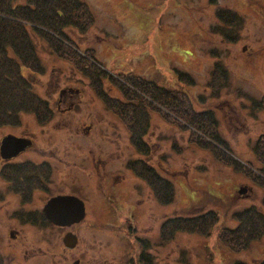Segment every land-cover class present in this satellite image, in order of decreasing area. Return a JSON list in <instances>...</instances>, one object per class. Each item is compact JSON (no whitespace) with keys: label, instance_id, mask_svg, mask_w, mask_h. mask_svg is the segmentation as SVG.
<instances>
[{"label":"rangeland","instance_id":"374dc122","mask_svg":"<svg viewBox=\"0 0 264 264\" xmlns=\"http://www.w3.org/2000/svg\"><path fill=\"white\" fill-rule=\"evenodd\" d=\"M80 1L88 7L92 26L80 35L83 39L71 29H65L70 39L80 47L85 44L93 48V56L106 72L142 75L159 87L162 84L167 90L178 91L179 98H182L181 92L186 94L194 111L197 107L213 111L219 136L227 142L229 150L212 146L215 145L212 141H206L210 144L207 146L216 148L223 159L229 158L233 162L232 152L237 160L257 166L252 147L264 134V111L254 108L252 103L264 97V0H257L254 4L246 0ZM12 4H23V0H12ZM221 5L242 16L244 26L235 44L224 42L214 29L219 24L214 16L215 10ZM75 20L80 22L78 15ZM36 53L45 72L34 76L22 71L30 90L40 99L48 100L52 107L58 97L55 93L64 86L76 89L79 96L59 104V111L50 109L48 124L39 126L30 114H22L17 127H0V137L12 135L28 140L30 145L19 152L14 162L45 161L52 174L55 172L59 176L56 190L71 192L85 202L88 213L85 221H91L90 216H93L95 221L109 224L106 249L110 250L106 252V264H137V248L141 249L142 245L135 237L149 241L145 251L152 257L153 264H263L264 237L250 242L246 249L236 253L221 241L220 237L225 236L223 230L218 233L219 227H235L234 212L252 205L264 212L263 192L249 181L248 174H254L250 172L251 167L240 164L246 177L241 173L242 168L235 169L233 164L220 161L219 156L214 157L199 149L194 139L189 138V131L181 132L175 127L174 116L169 119L165 113L168 121L162 122L158 113L151 112L144 137L151 157L141 159L147 160L156 173L174 186L173 202L167 206L158 205L147 191L146 184L133 178L125 167L126 161L134 157L125 125L111 110L107 112L88 81L80 74L78 76L69 65L49 54L43 44ZM217 64L227 70L229 84L215 98L210 97L206 83ZM187 74L193 83L185 81ZM124 83L128 84L127 81ZM105 87L109 95L120 99L107 83ZM186 127L189 128L188 124ZM160 138L165 141H159ZM105 143L106 172L112 174L115 171L126 177L121 184V192L126 196L117 195L116 204L120 209L117 216L107 199L106 208L98 204V198L92 193L95 181L82 172L90 168L89 156L101 154ZM116 143L121 145V150L115 147ZM0 193L4 197L0 200V221L4 222L0 223V236L5 231L0 248L4 251L2 254L8 253L3 257L4 264L9 260V264H51L50 259L56 262V258L51 257L56 256L53 248L56 231L51 226L35 229V238L23 242L32 245L33 249L28 248L22 254L18 250L8 251L11 247L5 242L9 239L7 221H12L13 209L5 205L12 195L3 190ZM123 202L129 203L131 208L122 213ZM205 210L214 211L219 219L214 221L215 228L209 235L180 230L159 245L158 230L168 221L167 217L186 219ZM123 223H131L133 232ZM79 234H84L83 229ZM245 234L242 232L243 236ZM100 237L101 232L96 233L92 241ZM11 242L15 243L14 240ZM96 264H102V261Z\"/></svg>","mask_w":264,"mask_h":264},{"label":"trees","instance_id":"16d2710c","mask_svg":"<svg viewBox=\"0 0 264 264\" xmlns=\"http://www.w3.org/2000/svg\"><path fill=\"white\" fill-rule=\"evenodd\" d=\"M246 1L254 4L257 0ZM77 15L80 22L75 20ZM214 16L219 23L214 29L221 34L222 40L226 43L235 44L239 40V35L244 26L242 16L222 5L216 8ZM91 19L87 5L80 0H23V4L20 5L12 4V0H0V127H17L22 114H30L39 126L48 124L52 113L50 109L53 111L55 105L52 107L47 100L36 96L30 90L26 75L22 73V71H25L27 75L37 76L45 72V68L36 53L39 46L43 44L48 49L49 54L71 66L74 71L88 81L90 89L104 108L111 110L112 114L125 125L128 130L129 142L138 155L147 157L150 154L143 136L147 130L146 115L148 109L146 107L151 108L138 95V92L157 102L160 110L157 109L155 112L164 120L167 121L168 119L163 111L174 112L180 120L195 128L203 136L212 138L214 142L220 144L219 141L221 140L215 133L218 127L216 128L217 124L213 113H195L191 110L187 98L185 99L182 96L185 99L183 101L177 94L165 90L163 86L159 87L155 83L143 80L131 73L126 75H115L113 73V76H109L103 69L95 67L82 57L77 52L73 39H70L64 30L71 29L79 35H84L85 29L92 23ZM82 53L95 61L96 58L92 52L90 54V51L85 50ZM114 77H118L122 82L127 81L128 84H125L132 88L130 89L129 86L121 84ZM70 82L73 86V82ZM106 82L108 87L113 88L120 96V99L106 95ZM190 83H193V81L191 80ZM207 84L208 89L211 90L210 96L218 98L220 93L228 88L229 75L227 70L222 65L217 64ZM16 93H19L18 96H14ZM252 104L254 108L264 111L263 98L254 100ZM189 112H191L190 115L186 116ZM168 118L170 119V117ZM176 124L175 127L180 128L181 132L187 130L179 122H176ZM190 136L198 137L194 133H191ZM2 139L0 142H2ZM198 144L201 149H211L208 151L214 157L219 156L216 148L206 147V145L199 142ZM222 146L228 147L225 143ZM252 149L259 171L256 173L254 169H251L250 172H254V174L248 175L251 178L250 180L263 190L262 205L264 207V180L262 179L264 178V135L261 136L259 142ZM140 160L129 162L127 164L128 170L146 183L158 205H169L174 199L173 185L164 180L158 173H155L150 168L147 160ZM221 160L233 164L235 169L237 167L242 168L240 164H237L234 160L232 162L229 158H221ZM37 169L39 167L36 164L22 162L4 167L2 171L4 178L1 177L7 183L8 188L12 189L14 186H19L16 182L21 180L24 175L23 172ZM43 169L48 171L49 168L44 166ZM242 170L241 173L248 177L246 171L243 168ZM48 173H44V175L47 176ZM28 189L29 187H26V190ZM29 195L27 192L24 196L28 198ZM259 210L261 211L253 205L247 210L236 213L234 215L237 223L236 228L219 227L218 233L223 230L225 235L220 237L225 247L238 253L246 249L250 242L264 237V212L261 211V213ZM33 216L35 217L36 214H28V217ZM214 221H218V217L212 211L186 219L181 217L169 218L159 227V245L169 241L171 235L180 230L207 236L215 228ZM242 232H246L245 236L242 235ZM141 243H143L142 250L139 246L137 248V264H144L143 260L146 261L145 264H153L152 257L145 251L148 248V243L145 240ZM0 264H3L1 256ZM236 264L245 263L237 262Z\"/></svg>","mask_w":264,"mask_h":264},{"label":"flooded vegetation","instance_id":"af4514ba","mask_svg":"<svg viewBox=\"0 0 264 264\" xmlns=\"http://www.w3.org/2000/svg\"><path fill=\"white\" fill-rule=\"evenodd\" d=\"M68 93L73 94L71 95ZM76 94L77 91H70L68 89L62 92L61 95H59L57 101L55 98V104H57V110H55L59 111L58 105L60 103H66V101L72 100ZM3 137L4 136H1L0 140ZM23 142L24 145L20 151H23L30 145V143L27 141ZM19 152L15 156H9L10 154H7L8 152L5 153L11 158L1 157L2 155L0 153V190L9 192L12 195L11 200L6 201L5 205L6 208L13 209L10 215L12 221H7V224L9 225L8 229L6 230V234L11 238V240H14L15 243H18L10 245L14 242L10 243L11 240L7 241L6 243L8 244H6V246L9 248L11 247L8 251L18 250V252L22 254L28 248L33 249L32 245H26L23 244V242H27V238H35V229L51 226L54 227L56 231L55 242L53 245L56 256L51 255V257L54 256L56 258V262H53V260L50 259L51 264H96L100 260L102 261V264H106V252H109L110 250V248L106 249V227H109V224L106 222L95 221V217L93 216H90L91 221H85L88 216L87 209L85 207L83 209L82 220L75 224H71L70 226H55L50 223L42 210L43 206L50 198L77 197L71 192L56 190L55 187L59 176L55 175V172L52 174L50 165L45 161L39 159L37 163L30 161L14 162L19 156ZM110 156L111 155H108V157ZM89 158L90 168L88 171L82 172L85 176L92 178L95 181V187L93 186L94 190L92 193L98 198V204L103 205L104 208H106L107 199L108 203L113 207L115 216H117L118 211L120 210L116 204L117 195H122L123 197L126 196V193L121 192V184L126 177L116 173L115 171L112 172V174H108L106 172V143L102 146L101 154L90 155ZM22 162L36 164L39 169L30 172H23L24 175L21 180L16 182L19 184V186H14V188L10 189L8 188L7 183L2 180L4 178L2 176L3 168ZM44 166L49 168L48 171L43 169ZM47 172L49 173L47 176H45L44 173ZM106 185L108 190L107 193ZM26 187H29V189L26 190ZM27 192L30 194L28 198L24 196ZM3 198L4 197L2 193H0V200ZM82 203L84 206L85 202L82 201ZM121 208L123 213L130 209L131 205L129 203L123 202L121 203ZM30 213L36 214V216L28 217V214ZM130 215L131 217L135 216L134 214ZM118 218H120L119 215ZM126 219H122V221H126ZM0 223L4 224L2 221H0ZM123 224L127 225L128 230H133L129 223ZM80 229H83L84 231L82 236L79 234ZM99 232H101L100 239L93 242L92 240L95 237V234ZM4 234L5 231L3 235L0 236V239L4 237ZM65 236H72L73 238L69 248L64 246L63 239ZM3 252L4 251L0 248V256L4 264L5 259H3V257L8 256V253L2 254ZM9 262L10 260L5 264H9Z\"/></svg>","mask_w":264,"mask_h":264},{"label":"water","instance_id":"95a60500","mask_svg":"<svg viewBox=\"0 0 264 264\" xmlns=\"http://www.w3.org/2000/svg\"><path fill=\"white\" fill-rule=\"evenodd\" d=\"M23 145L24 142L22 140L11 136H7L2 140V148L8 150L7 154H10L9 156H15ZM43 212L46 218L53 224L69 226L71 223H76L82 219L83 206L80 201L73 197H54L46 202ZM72 240V236H65L63 239L64 246L69 248Z\"/></svg>","mask_w":264,"mask_h":264}]
</instances>
